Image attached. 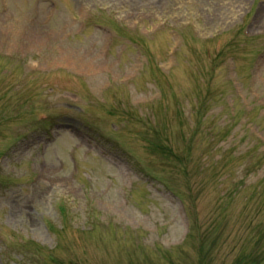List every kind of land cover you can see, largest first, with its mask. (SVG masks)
I'll use <instances>...</instances> for the list:
<instances>
[{"label":"rangeland","instance_id":"1","mask_svg":"<svg viewBox=\"0 0 264 264\" xmlns=\"http://www.w3.org/2000/svg\"><path fill=\"white\" fill-rule=\"evenodd\" d=\"M130 4L0 0V264H264V0Z\"/></svg>","mask_w":264,"mask_h":264},{"label":"bare ground","instance_id":"2","mask_svg":"<svg viewBox=\"0 0 264 264\" xmlns=\"http://www.w3.org/2000/svg\"><path fill=\"white\" fill-rule=\"evenodd\" d=\"M123 1L124 2H129V3H132V4L136 3V0H123ZM141 1L143 2L142 6H144L145 8H147L148 7V4H149V0H141ZM132 4H130V5H132ZM45 174H46V172H45Z\"/></svg>","mask_w":264,"mask_h":264}]
</instances>
